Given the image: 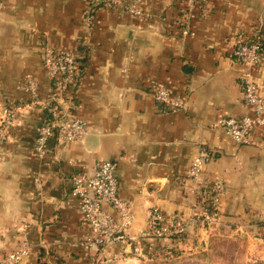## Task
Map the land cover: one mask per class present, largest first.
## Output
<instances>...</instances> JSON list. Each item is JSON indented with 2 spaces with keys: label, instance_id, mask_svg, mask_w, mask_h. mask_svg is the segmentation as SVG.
I'll use <instances>...</instances> for the list:
<instances>
[{
  "label": "crops",
  "instance_id": "0c3cea01",
  "mask_svg": "<svg viewBox=\"0 0 264 264\" xmlns=\"http://www.w3.org/2000/svg\"><path fill=\"white\" fill-rule=\"evenodd\" d=\"M102 2L0 1V114L20 106L0 141V258L24 239L23 264H129L155 249L167 264H264V128L253 130L251 145H238L217 124L251 114L233 49L240 36H258L264 50V0H205L190 15L185 0H140L142 19ZM46 50L79 56L78 81L55 95ZM252 75L264 97V52ZM28 78L37 103L24 88ZM159 87L183 99L182 108L164 111ZM49 101L83 120L88 134L74 143L51 138L38 157ZM200 151L209 159L192 178ZM100 160L115 164L119 197L134 206L126 233L137 239L106 247L97 260L80 245L87 228L70 189ZM215 180L225 192L214 225L188 226L181 239L141 237L152 208L166 221L201 214Z\"/></svg>",
  "mask_w": 264,
  "mask_h": 264
},
{
  "label": "built area",
  "instance_id": "2783aa9c",
  "mask_svg": "<svg viewBox=\"0 0 264 264\" xmlns=\"http://www.w3.org/2000/svg\"><path fill=\"white\" fill-rule=\"evenodd\" d=\"M201 2L205 0H185L187 14L190 15L195 4ZM102 4L106 7L122 6L129 14L139 19L147 17L140 7V0H103ZM181 34L191 35L186 27L181 30ZM263 52L258 36L250 38L240 36L233 49L235 60L241 67L240 85L244 101L251 108V114L240 118L223 116L217 124L238 145H251L253 130L256 127L264 128V97L259 93L252 75L262 61ZM78 59L77 54L66 50L44 51L42 63L55 90L53 95L76 84L81 73ZM24 85L31 96L30 103H37L34 80L28 78ZM154 96L164 111L178 110L183 106V99L171 96L165 87L157 88ZM50 103L51 101L45 103L48 117L40 125L35 136L34 152L38 157L45 156L51 138L63 143H74L81 141L88 134L87 125L83 120L70 114H63L56 106H50ZM19 107L8 105L3 108L0 114V141L12 124ZM208 155L207 152L200 151L193 158L189 167L190 177L197 178L201 174L203 165L209 159ZM224 192V183L215 180L208 192L209 202L205 210L186 219L166 221L161 211L152 208L149 211L148 226L141 232V237L148 239L180 237L188 226L198 225L205 228L214 225L219 218L218 205ZM70 193L78 202L82 222L87 228V235L81 240L80 245L84 250L99 255L97 260L104 256L102 252L106 247L117 242L129 243L137 239L126 233L134 220V206L131 201L119 197L115 164L112 161L100 160L90 175L74 176ZM105 206L116 212L117 219L104 209ZM28 253L29 245L21 239L15 249L0 258V264H23Z\"/></svg>",
  "mask_w": 264,
  "mask_h": 264
},
{
  "label": "rangeland",
  "instance_id": "374dc122",
  "mask_svg": "<svg viewBox=\"0 0 264 264\" xmlns=\"http://www.w3.org/2000/svg\"><path fill=\"white\" fill-rule=\"evenodd\" d=\"M181 237H176V238L181 239ZM173 238H175V237H173ZM138 257L139 258H137L135 261H133L134 263H129V264H167L165 262L166 260L162 256V252H159L156 249H155V252L153 251V253L148 256V258L144 259V258H140V256H138ZM171 259H172V257H171ZM113 263L115 264V262L107 261L106 264H113Z\"/></svg>",
  "mask_w": 264,
  "mask_h": 264
},
{
  "label": "trees",
  "instance_id": "16d2710c",
  "mask_svg": "<svg viewBox=\"0 0 264 264\" xmlns=\"http://www.w3.org/2000/svg\"><path fill=\"white\" fill-rule=\"evenodd\" d=\"M176 238V237H175Z\"/></svg>",
  "mask_w": 264,
  "mask_h": 264
}]
</instances>
